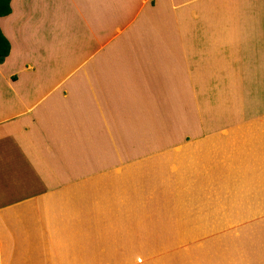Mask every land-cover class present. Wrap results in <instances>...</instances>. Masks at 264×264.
<instances>
[{
  "label": "rangeland",
  "instance_id": "obj_1",
  "mask_svg": "<svg viewBox=\"0 0 264 264\" xmlns=\"http://www.w3.org/2000/svg\"><path fill=\"white\" fill-rule=\"evenodd\" d=\"M150 11L149 6H146L140 16ZM187 15L186 30L192 44L185 49V56L191 82L187 84L189 94L184 100L185 106L179 107L178 102L173 101L171 111L166 109V100L156 99L151 93V101L146 100L149 95L146 93L147 87L142 85V78L143 96L138 94L130 99L136 94L125 90L128 87L126 76L119 79L122 83L120 87L124 89L120 102L112 104L107 102L108 98H104L106 101L102 103L107 104L108 109L100 108L99 103L103 98L96 101L89 99V96H82V89L72 92L74 90L70 87L60 88L56 97L52 88L66 81L64 77H68L66 79L69 82L71 75L79 72V65L89 57L98 55L102 47L98 43L89 46L91 53L76 54L71 62L73 67L68 72L62 67H49L41 72L42 84L35 85L34 94H29L34 86H28V95L22 96L20 100L17 94L26 87L21 78L23 75L33 78L38 69L37 64L30 58L22 72L10 70L7 77L4 75L6 80L0 81V105L6 99L15 105L7 114L0 116V120H3L0 127L4 128L1 134L4 139L0 137V159H3V165L0 164V216L8 214L15 222L20 219V223H13L7 229L5 225L10 220L3 218L1 220L4 222L0 221V237L11 230V241L14 243L6 245L1 251L0 238V264H128L131 256H135L136 262L140 259V264H185L187 260L195 262L196 255H199L197 252H202L203 257L210 253L217 255L216 251L240 239L248 231L233 229L239 212L232 215L223 212L209 214V203L202 205L207 183L203 176L193 174L195 163L187 164L189 168L183 165L189 173L181 185L172 168L179 167V160L181 163L188 159L193 162L196 149L205 145L203 139L208 141L211 134L224 132L262 110L264 68L253 74V78L256 75L259 78H256L254 92L248 80V70L242 74L244 68L228 69L223 66L227 56L222 50L228 52L229 49L231 52V46L220 44L218 49L207 46L212 38L206 31V24L198 27L200 19L194 16L195 12ZM139 21L134 26L137 33L133 35L135 42H132L138 51L145 41L150 42V38L140 28ZM200 27L203 28L198 31ZM132 28L128 31L132 32ZM111 37L112 33L109 32L104 38L103 52V55L109 56L110 70H129L137 57L134 58L128 49L121 50L117 38ZM125 44L131 45V42ZM34 55L40 58L39 54ZM47 55L51 53H43L41 63H47ZM138 59L141 65L135 64V67L143 74L147 59H142L141 54ZM47 78H57V81L48 85L44 83ZM167 85V90L171 92L178 87L177 84ZM73 101H76L77 106L71 108L68 104H73ZM120 104L121 107L118 106ZM45 131H50L52 135L49 136ZM62 191L72 195L68 198L60 196L59 204L53 203L51 212H44L43 215L39 213L44 220L48 215L46 221H52V224L41 223L33 215L36 213H33L30 219L25 218L24 226L28 227H20L21 222L25 221V211L20 213L15 206L22 205L26 199L37 201ZM186 203H193L196 207V204L202 205V208L197 207L191 212L193 220L188 219V222L200 220L202 229L186 228L179 223L186 221L190 215L186 214ZM86 210H89L87 214ZM212 217L222 221L223 226L210 228L204 224L206 220H213ZM164 221L170 222L171 227ZM82 222L88 229L85 236L82 234L83 228L77 229ZM40 234L46 238L44 246L47 243L49 248L54 244L55 247L59 246L61 253L55 255L58 260L36 262L34 258L31 260L35 255L29 244L20 245L23 251L15 244L16 241L27 239L40 241ZM197 234L198 239L191 237ZM77 239L78 247L74 246ZM103 248L107 250L106 257V253L100 256ZM37 251V255L43 253L39 248ZM83 254L89 257L87 261L82 259ZM64 257H71L72 260L66 261ZM186 257L190 258L185 261ZM3 258L4 262L1 261Z\"/></svg>",
  "mask_w": 264,
  "mask_h": 264
},
{
  "label": "crops",
  "instance_id": "obj_2",
  "mask_svg": "<svg viewBox=\"0 0 264 264\" xmlns=\"http://www.w3.org/2000/svg\"><path fill=\"white\" fill-rule=\"evenodd\" d=\"M9 6L10 13L0 17V30L10 44L8 56L0 63V81L6 80L5 76L10 73V70L22 72L26 69L25 63H28L30 58L38 66L33 78L32 76L30 78H25L24 75H21L23 78L19 76L26 86L19 94L15 93L19 100L22 96L28 95V86H34L33 89H29V94H34L35 85L42 84V76L39 75L41 72L49 69V67L50 69L62 67L68 72L69 68L73 67L71 62L73 63L72 58H75L76 54L91 53L89 46L98 43L102 45L98 55L89 57L79 65V72H74L69 82L67 81L68 77H64L66 81L63 80L62 83L54 86L52 90L55 96L59 94L60 88L68 89L70 87L74 90L72 92H78L82 89L80 94L89 96V99H96L97 101L98 98H103L99 103L100 108L108 109L107 104L102 103L106 101L104 98H108V103L120 102V95L123 94L124 89L120 87L122 83L119 82V79L126 76L128 87L125 90L134 91L136 94L130 99L137 97L138 94L143 96L144 91L140 83L142 78V85L147 87L146 93L148 95L151 93L156 99L177 101L179 107L185 106L184 100L189 94L187 84L191 82L188 78L185 49L192 44L190 43L191 37L186 30L185 18L188 17L187 14L192 12H195L194 16H198L200 19L198 27L206 24V31L208 30V34L212 38L208 41L207 46L215 49H218L220 44L231 46V52L229 49L228 52L226 49L222 50L227 56L223 66L228 69L238 68L242 70L244 68L242 74L248 70V80L254 92L256 89L253 87H256V78L258 77L256 75V78H253V74L255 71L264 68V0H10ZM146 6H149L151 11L147 12L145 16H140V13L145 11ZM101 13L103 15H100ZM138 20H140V28L145 31L147 38H150V42L145 41L146 43L139 51L135 50L137 46L132 43L135 42L133 35L137 31L134 26ZM131 26L133 27L132 32L128 31ZM202 28L200 27L198 31ZM109 32L112 33L111 38H117L121 50L128 49L129 52L133 53L134 58L137 57L129 70L126 68L110 70L109 56L105 53L103 55L105 52L104 42L106 41L104 38ZM124 33H126L125 38H123ZM129 41L131 45L125 44ZM31 45L32 48L30 49ZM224 48H228V46ZM31 50L39 54L40 58L43 53L50 52L51 55H47V63H41L39 56H35ZM140 54L142 59H147V63H143V74L138 70V67H135V64L141 65L138 59ZM110 61L112 62V60ZM134 69H136L135 72ZM56 81L57 78H52V80L47 78L44 83L53 85ZM167 84L170 86L177 84L178 87L171 92L167 90ZM170 94L172 95L169 96ZM144 98L143 100H145ZM151 99L149 95L146 100L151 101ZM69 102L72 101L69 100ZM13 105H15L13 101L6 99L0 105V116L7 114L9 110L11 111ZM68 106L73 107L71 103ZM118 106L121 107V104ZM1 122L3 120H0ZM2 128L0 127L1 140L4 139L1 136L4 133V128ZM45 132L49 136L52 135L50 131ZM54 138L52 139L54 140ZM207 138L205 139L207 140ZM203 141L205 145H201L205 147L199 146L196 149L194 161L188 159L181 163L179 160V169L172 168V172L177 173L176 176L181 185L187 180L189 173V170H186L189 167L186 165H194L193 163H195L196 167H194L193 174L203 176L207 183L203 193L202 205H205L206 202L209 203V214L223 212L232 215L239 212L240 214L236 216L238 221L234 222L233 229L248 231H245L240 239L230 243V245L223 244H227V246L216 251L217 255L210 253L209 256L203 257L202 252H197L199 255H196L195 262L187 260L190 257H186L185 264H264V106L259 113H253L224 132L211 134L208 141L204 139ZM200 150L205 152L200 153ZM174 152L177 153L175 149ZM188 154L190 155V153ZM0 160V164H2L3 159ZM166 163L172 165L171 162L166 161ZM14 170L17 172V167ZM67 191L70 193L71 189ZM71 195L62 191L53 197L48 196L37 201L26 199L22 205L15 207H18L20 213L25 211L24 219H30L29 216L36 213L33 215L38 218V221L47 222L50 225L53 222L46 221L48 215L44 220V218L41 219L39 213L43 215L44 212H51V209H54L52 208L53 203L59 204L60 196L68 198ZM37 203L39 204L37 205ZM196 205L198 209L202 208V205ZM186 207V214L189 213L190 215L186 221H179V223L186 228L201 227L202 229L203 224L200 220L188 222V219H192L191 212H194L197 207L193 203H186ZM192 207L193 209H191ZM169 209L168 212L170 213ZM87 212L89 210H86L85 213L87 214ZM8 216V214L0 216V221L3 218L10 220L5 225L7 229L13 223L17 225L16 223L20 220L15 222ZM215 217H212L213 220L204 221V224L209 225L210 228L222 227L223 222L218 221ZM26 220L21 222L20 227H28L24 226ZM163 223H168V227H171L170 222L164 221ZM80 224L82 225H78L77 229L83 228L82 234L84 235L88 229L85 228V222ZM227 226L230 227L229 224ZM39 227L43 228V225ZM10 233L11 230L0 237L2 240L1 251L6 245L13 243ZM198 235L191 237L198 239ZM39 238L40 241L27 239V241H16L15 244L19 247L26 243L29 244L35 255L31 260L34 258L36 262L58 260L56 256L61 253L59 246L55 247L54 244L52 248H49L48 243L47 246L43 245L46 238L42 234ZM50 242L53 241L50 240ZM76 245L79 246L78 239L74 243V246ZM132 247L134 248L133 245ZM36 248L43 250V253L37 255L36 253L39 251ZM20 250L23 251V248L20 247ZM25 250L27 249L25 248ZM106 251L103 248L100 256L103 257L106 253L104 256L106 257L108 255ZM20 257L23 259L22 256ZM82 257L85 261L89 258L85 254ZM96 257H98L97 254ZM4 258L1 260L2 262L8 259ZM64 259L68 261L71 257H64ZM129 261L128 264L141 263L140 259L136 262L135 256H131Z\"/></svg>",
  "mask_w": 264,
  "mask_h": 264
},
{
  "label": "trees",
  "instance_id": "obj_3",
  "mask_svg": "<svg viewBox=\"0 0 264 264\" xmlns=\"http://www.w3.org/2000/svg\"><path fill=\"white\" fill-rule=\"evenodd\" d=\"M9 2L10 0H0V17L10 13ZM9 51L10 44L0 30V63L8 56Z\"/></svg>",
  "mask_w": 264,
  "mask_h": 264
},
{
  "label": "water",
  "instance_id": "obj_4",
  "mask_svg": "<svg viewBox=\"0 0 264 264\" xmlns=\"http://www.w3.org/2000/svg\"><path fill=\"white\" fill-rule=\"evenodd\" d=\"M167 101V100H166ZM166 109L168 110V111H171L172 110V108H173V101L172 100H169V101H167V103H166ZM172 107V108H171Z\"/></svg>",
  "mask_w": 264,
  "mask_h": 264
},
{
  "label": "bare ground",
  "instance_id": "obj_5",
  "mask_svg": "<svg viewBox=\"0 0 264 264\" xmlns=\"http://www.w3.org/2000/svg\"><path fill=\"white\" fill-rule=\"evenodd\" d=\"M167 22H168V21H167ZM66 86H67V85H66ZM68 87H69V86H68ZM68 92H69V91H68ZM68 96H69V94H68ZM173 103H174V102H173ZM176 103H177V102H176ZM75 104H76V101H75V102L73 101L72 106H73V105H74V107L77 106V105H75ZM177 104H178V103H177ZM73 109H74V108H73ZM72 111H73V110H72ZM68 113L71 114L69 111H68ZM67 117H69V115H68ZM71 118H72V117H71Z\"/></svg>",
  "mask_w": 264,
  "mask_h": 264
}]
</instances>
